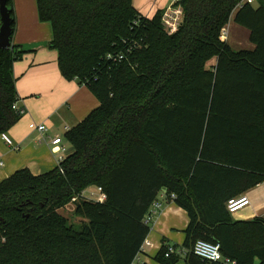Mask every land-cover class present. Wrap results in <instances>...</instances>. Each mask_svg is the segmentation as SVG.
Masks as SVG:
<instances>
[{"label": "trees", "instance_id": "obj_1", "mask_svg": "<svg viewBox=\"0 0 264 264\" xmlns=\"http://www.w3.org/2000/svg\"><path fill=\"white\" fill-rule=\"evenodd\" d=\"M242 2L182 0V20L169 33L164 10L146 17L134 0H37L62 75L100 105L66 132L74 152L64 172L25 167L0 182V264H135L163 189L176 194L189 223L185 242L163 239L156 261L219 264L194 254L204 239L238 264H264V216L235 220L226 207L264 182V4ZM234 11L253 49L221 39ZM25 53L13 37L0 48V133L23 115L14 108V64ZM90 186L102 187L106 201L86 199ZM73 197L80 227L58 211Z\"/></svg>", "mask_w": 264, "mask_h": 264}, {"label": "crops", "instance_id": "obj_2", "mask_svg": "<svg viewBox=\"0 0 264 264\" xmlns=\"http://www.w3.org/2000/svg\"><path fill=\"white\" fill-rule=\"evenodd\" d=\"M258 1L257 6L264 4V0ZM170 2L171 0H134V6L143 16L152 17L159 10L165 11ZM13 3L16 17L13 44L26 51L23 58L14 64L18 105L25 112L6 132L11 137L13 146L0 133V182L25 167L34 175L53 170L58 165L57 153L53 151V139L61 137L62 144L67 147V156L73 153L74 148L66 139V132L100 105L98 98L86 85L78 79L67 80L62 75L58 51L50 47L53 34L51 24L40 20L37 0H13ZM230 20L240 29L244 28L234 21V16ZM225 28L228 41L235 42L237 37L240 40L239 36L243 35L230 22ZM246 34L250 45L243 49H253L255 45L249 40V30ZM239 42L234 45L240 44ZM230 45L232 46L231 43ZM31 122H43L48 130L40 135L29 128ZM244 193L249 196L250 205L232 214V217L235 220H251L264 216V182ZM160 199L163 202L162 209L151 223V230L135 264H161L154 257L160 250L163 239L180 246L185 242V230L189 223L187 211L168 194L162 195ZM177 264L186 263L179 261Z\"/></svg>", "mask_w": 264, "mask_h": 264}, {"label": "built area", "instance_id": "obj_3", "mask_svg": "<svg viewBox=\"0 0 264 264\" xmlns=\"http://www.w3.org/2000/svg\"><path fill=\"white\" fill-rule=\"evenodd\" d=\"M182 0H171L170 5L166 8V10L163 13L162 16V22L165 25V28L170 33L175 32L181 22V17L183 15V11L180 5ZM258 0H243V2L239 5H243V3H249L255 5ZM227 29L224 28L221 32V39L225 40L227 37ZM123 55L119 56V59H122ZM14 108L18 110L21 114H24L25 109L19 107L18 101L14 104ZM29 128L31 130H35L39 132L40 135H43L47 130L48 127L45 123H37V122H31L29 124ZM3 139L9 144L14 145L11 137L5 132L2 133ZM54 143L55 147H53V151L57 153V161L58 166L60 167L61 171L64 172V170L61 168V163L65 160L67 157V147L62 144V138L61 137H55L52 141ZM168 194L171 199L176 198L175 193H168L166 189H163L159 192L158 197L153 201L148 214L145 217V222L151 224L155 217L158 215L159 211L162 209L163 202L161 201L162 195ZM86 199L92 200V201H98V202H105L107 199V194L104 192L103 188L100 186H97V190L91 191L88 195L84 194ZM77 197H73L72 201H77ZM250 205V198L246 193L240 194L238 196H234L232 198H229L226 202V207L228 211L231 214H234L238 212L239 210L247 207ZM174 249L173 247L169 248V251L172 252ZM180 252L184 253L185 251L183 249H180ZM193 252L197 256H199L201 259L206 260L208 262H217L219 264H238L237 260L225 256L221 251V243L220 242H211L204 239H199L194 247ZM169 255V253H167Z\"/></svg>", "mask_w": 264, "mask_h": 264}, {"label": "rangeland", "instance_id": "obj_4", "mask_svg": "<svg viewBox=\"0 0 264 264\" xmlns=\"http://www.w3.org/2000/svg\"><path fill=\"white\" fill-rule=\"evenodd\" d=\"M258 3H259V1L256 2L255 6H257ZM235 11H236V10H235ZM235 11H234V13H233L232 16H234ZM181 19H182V17H181ZM162 23H163V22H162ZM163 25H164V24H163ZM230 25H231L232 27H238V29H240L239 26H237L236 24L233 23V20H230ZM164 27H165V25H164ZM166 30H167V29H166ZM240 30H241V32H243V35H240V36H239V30L237 31L238 36L240 37V40H239V38L237 37V39H236L235 42L230 41V40L228 41V36H227V37L225 38V40H224V41H226V42L229 43V44L231 43L232 46H233V48L236 49V50H238V49H239V50H240V49H243V48H245V47H247V46L250 45L249 42H248V35L246 34V32L248 31V29L243 28V29H240ZM245 31H246V32H245ZM168 32H169V31H168ZM169 33H170V32H169ZM238 41H240V42H239L240 44H238V45H237V44L234 45V44L237 43ZM215 60H216V58H215V59H212V60L207 64V67H208V68H212V67L215 65ZM216 61H217V60H216ZM95 190H97V187L92 186V187H90V188H87L86 191L84 192V194L88 195L91 191H95ZM77 205H78V204H77V201H75V202L71 201L68 205H66L65 207L59 209L58 211H59L60 214H62V215L65 216L66 218H68L70 224L74 225L75 227H80V226L84 223L85 219H84L83 217H81V216L76 215V213H75V209H76ZM181 261H184V260H181Z\"/></svg>", "mask_w": 264, "mask_h": 264}, {"label": "water", "instance_id": "obj_5", "mask_svg": "<svg viewBox=\"0 0 264 264\" xmlns=\"http://www.w3.org/2000/svg\"><path fill=\"white\" fill-rule=\"evenodd\" d=\"M0 17V48H9L12 46L13 28L7 0H0Z\"/></svg>", "mask_w": 264, "mask_h": 264}]
</instances>
